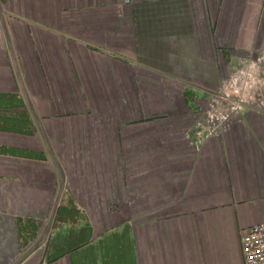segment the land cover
<instances>
[{"label":"crops","instance_id":"1","mask_svg":"<svg viewBox=\"0 0 264 264\" xmlns=\"http://www.w3.org/2000/svg\"><path fill=\"white\" fill-rule=\"evenodd\" d=\"M37 1L0 8V264H243L264 104L199 135L189 96L264 48V0Z\"/></svg>","mask_w":264,"mask_h":264},{"label":"rangeland","instance_id":"2","mask_svg":"<svg viewBox=\"0 0 264 264\" xmlns=\"http://www.w3.org/2000/svg\"><path fill=\"white\" fill-rule=\"evenodd\" d=\"M15 0H0V8L3 10L6 6H12ZM18 1V0H17ZM41 3V9L48 12L47 18L54 24H61L64 29V0H38L37 4ZM1 10V11H2ZM53 11V12H52ZM5 32V31H4ZM64 33V30H63ZM5 38L8 36L5 32ZM14 72L19 76L16 63L14 65ZM19 78V77H18ZM200 95L189 96L191 102L198 100L197 108L202 114L198 116L196 126H192L191 131H198L197 134L203 135L215 133V130H210L208 125L211 123L208 120V115L214 113L222 117L223 126L224 121L229 119L237 111H242L245 107L257 104H264V48L255 54H248L244 60L233 64L227 76L208 92H200ZM12 116H27L25 111L11 113ZM20 126L11 127L10 129H20V131H28V126L21 118ZM8 124V122L6 123ZM224 128V127H223ZM215 131V132H213ZM223 132V131H221ZM194 133V132H193ZM218 133V132H217ZM43 137V134H42ZM46 147V138H42ZM64 151V200L73 198L71 193L67 190L68 181L71 179V172L76 163L73 160V152L70 145L64 142V145L59 147ZM48 160H50L48 158ZM67 215L72 214L67 209ZM66 212V211H65Z\"/></svg>","mask_w":264,"mask_h":264},{"label":"built area","instance_id":"3","mask_svg":"<svg viewBox=\"0 0 264 264\" xmlns=\"http://www.w3.org/2000/svg\"><path fill=\"white\" fill-rule=\"evenodd\" d=\"M210 113L207 117L210 130L221 132L224 126H221L222 117ZM213 131V132H215ZM213 134V133H212ZM241 253L243 264H264V222L252 224L247 227L241 236ZM43 264H52L44 262Z\"/></svg>","mask_w":264,"mask_h":264}]
</instances>
